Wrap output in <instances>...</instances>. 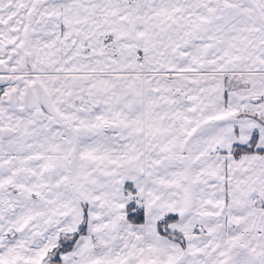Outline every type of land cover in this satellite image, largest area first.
<instances>
[{
	"label": "snow or ice",
	"instance_id": "snow-or-ice-1",
	"mask_svg": "<svg viewBox=\"0 0 264 264\" xmlns=\"http://www.w3.org/2000/svg\"><path fill=\"white\" fill-rule=\"evenodd\" d=\"M0 264H264V0H0Z\"/></svg>",
	"mask_w": 264,
	"mask_h": 264
}]
</instances>
